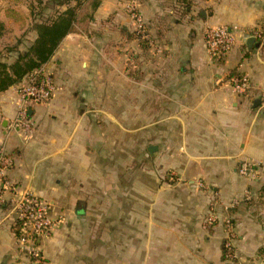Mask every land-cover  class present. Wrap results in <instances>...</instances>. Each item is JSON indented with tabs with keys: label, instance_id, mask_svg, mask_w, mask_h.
<instances>
[{
	"label": "crops",
	"instance_id": "0c3cea01",
	"mask_svg": "<svg viewBox=\"0 0 264 264\" xmlns=\"http://www.w3.org/2000/svg\"><path fill=\"white\" fill-rule=\"evenodd\" d=\"M130 2L147 43L134 36ZM179 2L103 0L87 28L68 34L42 66L57 91L30 106L28 141L12 128L17 86L0 93L8 178L48 201L59 220L40 242L39 264H86L83 201L112 202L108 221L122 222L107 231L106 264H225L228 228L237 264H261L264 173L248 181L237 166L264 167V0H194L185 12ZM6 18L0 11V46L13 44ZM218 26L232 31L234 45L209 61L204 33ZM24 37L28 46L35 34ZM233 71L248 79L244 94L232 86ZM0 264H24L1 217Z\"/></svg>",
	"mask_w": 264,
	"mask_h": 264
},
{
	"label": "built area",
	"instance_id": "2783aa9c",
	"mask_svg": "<svg viewBox=\"0 0 264 264\" xmlns=\"http://www.w3.org/2000/svg\"><path fill=\"white\" fill-rule=\"evenodd\" d=\"M126 9L134 23V33L142 39H147L146 26L137 12L135 3L130 2ZM233 45V33L226 26L208 28L204 33V50L209 61L225 58ZM231 83L240 94H244L249 87L248 79L244 76L232 77ZM16 91L19 106L12 128L23 135L25 141H28L35 129V122L29 113L30 106L47 103L57 88L51 76L41 67L29 73L18 84ZM12 164L13 158L5 152H0V217L9 228L17 253L24 260V264H39L40 242L50 235L59 220L53 217L52 206L48 201L29 191H17L16 186L8 178V171ZM262 173H264V167L258 163L247 160L238 163L237 174L248 181H256ZM199 186L201 187L200 184ZM243 199L250 200L249 193H245ZM238 202L239 199L235 198L232 205L235 206ZM207 221L212 223L214 218L210 215ZM232 241L233 234L228 228L221 247L225 264H237V255ZM260 259L261 264H264V253Z\"/></svg>",
	"mask_w": 264,
	"mask_h": 264
},
{
	"label": "trees",
	"instance_id": "16d2710c",
	"mask_svg": "<svg viewBox=\"0 0 264 264\" xmlns=\"http://www.w3.org/2000/svg\"><path fill=\"white\" fill-rule=\"evenodd\" d=\"M20 2L21 0H10ZM103 0H32L28 8L30 18V32L35 34L34 40L22 52L20 50L22 40L12 45H3L9 54L16 56L15 60L8 64L4 61L8 56L0 55V93L10 87L18 86L20 82L32 71L41 68L53 56L62 40L71 33L84 31L90 23L94 12ZM194 0H180L179 4L183 12L190 9ZM6 16L21 20L19 13L12 9L5 11ZM4 25L0 21V36ZM148 36V33L146 31ZM142 44L147 39L134 34ZM232 77H241L240 74L231 72ZM262 254L264 251L261 252Z\"/></svg>",
	"mask_w": 264,
	"mask_h": 264
},
{
	"label": "rangeland",
	"instance_id": "374dc122",
	"mask_svg": "<svg viewBox=\"0 0 264 264\" xmlns=\"http://www.w3.org/2000/svg\"><path fill=\"white\" fill-rule=\"evenodd\" d=\"M32 0H21L20 2H12L10 0H0V11L11 9L19 13L21 20H14V18H6L8 22H12L13 27H9V37L13 38V44L19 40H22L21 50L22 52L27 48L28 40L24 37L30 33V18L28 17V4ZM26 11L27 15L23 13ZM27 24V26H26ZM23 31V32H22ZM27 41V43H23ZM6 48L0 46V55L9 56L10 53ZM134 166L138 165L137 158L133 160L132 164ZM199 185V184H198ZM200 187V186H199ZM85 206V216L81 224H78L79 233L81 234L82 245L88 252L86 254V264H97L102 263L106 264L108 261V256L106 253V247L108 245L107 231L112 229L121 230L122 222L117 221L115 224L111 221H108L110 208L112 207V202L110 201H83L81 202ZM121 204L122 201H115L114 205L116 208V215L119 217L121 214ZM118 219V218H117ZM77 229V227H76ZM116 237V243H121V235L119 238ZM112 256V255H111Z\"/></svg>",
	"mask_w": 264,
	"mask_h": 264
},
{
	"label": "water",
	"instance_id": "95a60500",
	"mask_svg": "<svg viewBox=\"0 0 264 264\" xmlns=\"http://www.w3.org/2000/svg\"><path fill=\"white\" fill-rule=\"evenodd\" d=\"M254 42H255V39H254L253 37L248 38L247 41H246V46L250 49V48L253 46ZM255 46L257 47L258 45L255 44ZM257 102H259V101H258V100L255 101V104H256ZM151 148H155V147H150V148L148 149L149 152L151 151Z\"/></svg>",
	"mask_w": 264,
	"mask_h": 264
}]
</instances>
